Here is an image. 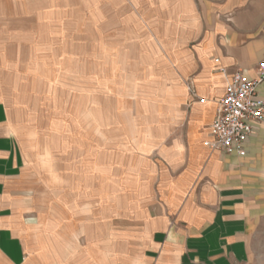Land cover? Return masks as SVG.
I'll list each match as a JSON object with an SVG mask.
<instances>
[{
  "label": "crops",
  "instance_id": "crops-1",
  "mask_svg": "<svg viewBox=\"0 0 264 264\" xmlns=\"http://www.w3.org/2000/svg\"><path fill=\"white\" fill-rule=\"evenodd\" d=\"M22 1L0 0V24L7 23L8 6ZM107 1L135 16L122 25L139 31L147 46L143 62L155 68L137 81L147 87L137 90L141 117L120 130L135 138L137 160L123 166L119 189L108 188L106 216L60 242L50 239L53 229L47 233L30 217L21 125L0 97V264H252L254 236L264 224V122L254 123L242 155L207 142L233 75L243 70L259 78L264 0ZM65 4L49 1L41 13L62 18ZM149 12L158 23L147 20ZM257 93L264 99V79Z\"/></svg>",
  "mask_w": 264,
  "mask_h": 264
},
{
  "label": "rangeland",
  "instance_id": "rangeland-1",
  "mask_svg": "<svg viewBox=\"0 0 264 264\" xmlns=\"http://www.w3.org/2000/svg\"><path fill=\"white\" fill-rule=\"evenodd\" d=\"M23 1L8 6L6 29L0 24V97L21 125L30 217L60 242L108 214V188L119 189L123 166L137 160L135 138L120 130L141 117L137 90L147 87L137 81L155 68L143 62L147 46L139 31L122 25L135 16L110 1L66 0L62 18L41 13L53 0ZM149 13L147 20L158 23ZM120 194L114 195L121 204ZM254 237L252 264H264V224Z\"/></svg>",
  "mask_w": 264,
  "mask_h": 264
},
{
  "label": "built area",
  "instance_id": "built-area-1",
  "mask_svg": "<svg viewBox=\"0 0 264 264\" xmlns=\"http://www.w3.org/2000/svg\"><path fill=\"white\" fill-rule=\"evenodd\" d=\"M258 69V79L252 80L239 70L228 82L210 125L208 147L225 154L242 155L244 143L255 131L254 123L264 122V99L257 93L258 83L264 79V63Z\"/></svg>",
  "mask_w": 264,
  "mask_h": 264
},
{
  "label": "bare ground",
  "instance_id": "bare-ground-1",
  "mask_svg": "<svg viewBox=\"0 0 264 264\" xmlns=\"http://www.w3.org/2000/svg\"><path fill=\"white\" fill-rule=\"evenodd\" d=\"M19 61V60H18Z\"/></svg>",
  "mask_w": 264,
  "mask_h": 264
}]
</instances>
